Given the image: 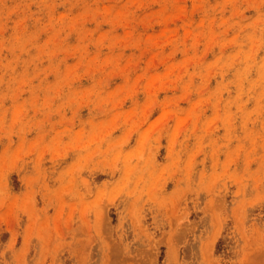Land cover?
<instances>
[{"label": "rangeland", "instance_id": "obj_1", "mask_svg": "<svg viewBox=\"0 0 264 264\" xmlns=\"http://www.w3.org/2000/svg\"><path fill=\"white\" fill-rule=\"evenodd\" d=\"M0 264H264V0H0Z\"/></svg>", "mask_w": 264, "mask_h": 264}]
</instances>
